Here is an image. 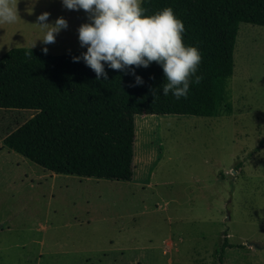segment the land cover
I'll list each match as a JSON object with an SVG mask.
<instances>
[{"label": "rangeland", "instance_id": "374dc122", "mask_svg": "<svg viewBox=\"0 0 264 264\" xmlns=\"http://www.w3.org/2000/svg\"><path fill=\"white\" fill-rule=\"evenodd\" d=\"M12 47L83 48L91 13L61 0H10ZM67 27L44 44L36 16ZM44 51V50H43ZM231 113L134 114L132 179L57 174L3 146L35 110L0 108V264H264V26L241 22L228 80ZM126 118L128 114H125Z\"/></svg>", "mask_w": 264, "mask_h": 264}, {"label": "trees", "instance_id": "16d2710c", "mask_svg": "<svg viewBox=\"0 0 264 264\" xmlns=\"http://www.w3.org/2000/svg\"><path fill=\"white\" fill-rule=\"evenodd\" d=\"M141 7L145 15L170 7L183 23L182 42L198 48L201 79L190 83L187 97L161 93L163 72L154 61L147 67H106L107 80H97L82 59L72 60L86 48L51 55L12 47L0 56V108L35 113L1 139L3 146L53 173L129 181L134 114L231 113L227 84L238 25L264 26V0H141ZM133 68L140 85L134 84ZM224 235L215 251L218 264L226 247L239 246Z\"/></svg>", "mask_w": 264, "mask_h": 264}, {"label": "clouds", "instance_id": "9594fccd", "mask_svg": "<svg viewBox=\"0 0 264 264\" xmlns=\"http://www.w3.org/2000/svg\"><path fill=\"white\" fill-rule=\"evenodd\" d=\"M61 3L68 9L91 13V22L77 28L78 42L86 50L72 60L82 59L94 71L97 80L101 77L107 80L106 67L114 70L130 65L147 67L154 61L163 72V82L159 86L163 95L171 93L177 100L186 98L190 83H199V50L182 42L183 23L170 7L145 15L141 0H61ZM17 15L10 0H0V22H14ZM48 15L46 11L41 12L33 23L41 29L40 40L44 44L54 42V34L67 27L62 17L46 23ZM130 72L135 85L143 83L142 78L135 75L134 68ZM151 91L157 94L156 89Z\"/></svg>", "mask_w": 264, "mask_h": 264}, {"label": "crops", "instance_id": "0c3cea01", "mask_svg": "<svg viewBox=\"0 0 264 264\" xmlns=\"http://www.w3.org/2000/svg\"><path fill=\"white\" fill-rule=\"evenodd\" d=\"M18 47H21V48H33V49H37V50H41V51H43L42 49H38V48H35V47H29V46H18ZM86 47H83V48H80V49H78V50H75V51H79V50H83V49H85ZM9 50V49H8ZM7 50V51H8ZM6 51V52H7ZM43 52H45V51H43ZM72 52H74V51H72ZM5 53V52H4ZM3 53V54H4ZM45 53H47V52H45ZM70 53V52H69ZM3 54H1V55H3ZM48 54H51V53H48ZM0 55V56H1ZM51 55H60V54H51Z\"/></svg>", "mask_w": 264, "mask_h": 264}]
</instances>
